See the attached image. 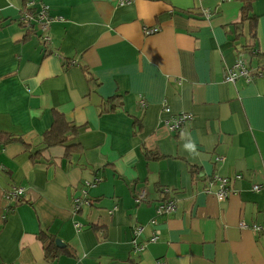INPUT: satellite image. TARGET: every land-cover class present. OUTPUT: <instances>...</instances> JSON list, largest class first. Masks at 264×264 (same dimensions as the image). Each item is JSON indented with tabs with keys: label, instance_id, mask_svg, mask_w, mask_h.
<instances>
[{
	"label": "crops",
	"instance_id": "0c3cea01",
	"mask_svg": "<svg viewBox=\"0 0 264 264\" xmlns=\"http://www.w3.org/2000/svg\"><path fill=\"white\" fill-rule=\"evenodd\" d=\"M119 1L0 0V264H264V73L224 80L264 60V0Z\"/></svg>",
	"mask_w": 264,
	"mask_h": 264
},
{
	"label": "built area",
	"instance_id": "2783aa9c",
	"mask_svg": "<svg viewBox=\"0 0 264 264\" xmlns=\"http://www.w3.org/2000/svg\"><path fill=\"white\" fill-rule=\"evenodd\" d=\"M32 2H30L31 4ZM120 5H123L125 2L124 0H120L119 1ZM32 10L29 8H26V10L21 14L22 18L21 20L24 23H30L29 19L31 17H33L36 20V23L39 24V27L41 29V39L44 43L47 42L48 39H50L49 37V27H50V21H51V16L48 15L47 13V7L46 6H41L40 9L33 14L31 12ZM37 24V26H38ZM159 28L158 27H145L143 29L144 33L147 34H151L153 32L158 31ZM252 68L251 66L245 62L244 60L238 59L231 67H228L225 71L224 74V80L225 81H229V82H234L235 80H237L239 77H244L245 79H250L252 78L255 74L257 75H262L264 73V63L257 65L256 66V71L254 72V74H251ZM165 111H168V108L165 107L164 108ZM192 118L190 113L187 112H181L178 113L176 115L171 116L167 121H166V126L170 131H177L181 128V126H183L185 124L186 121L190 120ZM217 160H221V157H217ZM95 184V181L94 183ZM213 185H216V189L213 190ZM253 190L258 191L260 190V186L258 185H254ZM204 190L208 193H212L214 194L217 199H222L225 198L227 196V194L229 193V191H231V189H229V185H228V180L227 178L224 177H213L209 183L207 184V186L204 188ZM162 191L164 193L169 192V189H165L163 188ZM23 190L19 187H13L11 188L7 193L8 195H11L13 197H17V196H21ZM145 197V191L141 190L136 196H135V202L136 203H140L143 201ZM77 204H80L81 201L77 200L76 202ZM83 204H87V202L83 199ZM177 207V201L175 199V197H170L167 200L160 202L158 207H157V213L158 214H169L170 212L175 211ZM78 226V224H77ZM240 228H249L254 232L260 231L262 230V227L260 225L257 224H250L249 226H247L244 221H241L238 225ZM142 230L141 226H135L134 228H132V234L134 235H138V233ZM134 242V240H133ZM135 243V242H134Z\"/></svg>",
	"mask_w": 264,
	"mask_h": 264
},
{
	"label": "trees",
	"instance_id": "16d2710c",
	"mask_svg": "<svg viewBox=\"0 0 264 264\" xmlns=\"http://www.w3.org/2000/svg\"><path fill=\"white\" fill-rule=\"evenodd\" d=\"M242 4V8L244 12H249L251 9L252 1L253 0H240ZM24 23V22H23ZM260 64L264 63L259 62ZM76 135V127L71 125L63 115L58 114L57 112L54 113L53 122L48 130H46L43 135L41 136L42 143L45 147L53 146L57 144H66L68 137ZM22 139H19L21 141ZM77 149V146L68 145L66 154L69 155L70 151H74Z\"/></svg>",
	"mask_w": 264,
	"mask_h": 264
},
{
	"label": "clouds",
	"instance_id": "9594fccd",
	"mask_svg": "<svg viewBox=\"0 0 264 264\" xmlns=\"http://www.w3.org/2000/svg\"><path fill=\"white\" fill-rule=\"evenodd\" d=\"M187 147H188V148H191V147H192V145H191V144H189V145H187Z\"/></svg>",
	"mask_w": 264,
	"mask_h": 264
},
{
	"label": "water",
	"instance_id": "95a60500",
	"mask_svg": "<svg viewBox=\"0 0 264 264\" xmlns=\"http://www.w3.org/2000/svg\"><path fill=\"white\" fill-rule=\"evenodd\" d=\"M56 243L59 244V240H56Z\"/></svg>",
	"mask_w": 264,
	"mask_h": 264
}]
</instances>
